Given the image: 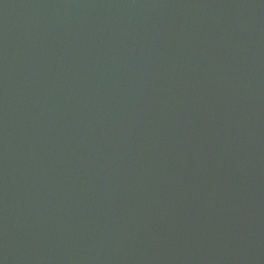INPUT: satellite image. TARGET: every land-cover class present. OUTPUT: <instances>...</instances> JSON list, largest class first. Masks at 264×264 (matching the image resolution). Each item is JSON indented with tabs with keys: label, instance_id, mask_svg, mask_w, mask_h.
I'll return each instance as SVG.
<instances>
[{
	"label": "water",
	"instance_id": "95a60500",
	"mask_svg": "<svg viewBox=\"0 0 264 264\" xmlns=\"http://www.w3.org/2000/svg\"><path fill=\"white\" fill-rule=\"evenodd\" d=\"M0 264H264V0H0Z\"/></svg>",
	"mask_w": 264,
	"mask_h": 264
}]
</instances>
